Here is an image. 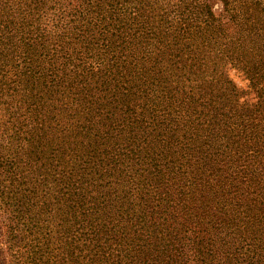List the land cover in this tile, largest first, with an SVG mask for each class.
Masks as SVG:
<instances>
[{
	"label": "trees",
	"instance_id": "trees-1",
	"mask_svg": "<svg viewBox=\"0 0 264 264\" xmlns=\"http://www.w3.org/2000/svg\"><path fill=\"white\" fill-rule=\"evenodd\" d=\"M221 2L0 0L5 148L59 150L67 264H264V5Z\"/></svg>",
	"mask_w": 264,
	"mask_h": 264
},
{
	"label": "rangeland",
	"instance_id": "rangeland-1",
	"mask_svg": "<svg viewBox=\"0 0 264 264\" xmlns=\"http://www.w3.org/2000/svg\"><path fill=\"white\" fill-rule=\"evenodd\" d=\"M203 1L210 4L217 17L227 19L221 0ZM258 1L264 5V0ZM228 76L238 87L247 89L248 80L242 72L230 69ZM2 100L3 97L0 98V264H67L69 252L80 257L79 251L84 249L82 240L66 235L69 223L64 218L69 217V209L63 174L69 171L62 168L59 150L44 151L42 157L34 158L19 156L18 142L5 148L9 135L4 133L3 123L8 116ZM40 198L41 202H48L42 210L34 205ZM188 264H194V260Z\"/></svg>",
	"mask_w": 264,
	"mask_h": 264
}]
</instances>
